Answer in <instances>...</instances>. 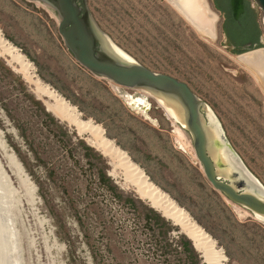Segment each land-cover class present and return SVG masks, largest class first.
<instances>
[{"label": "rangeland", "instance_id": "374dc122", "mask_svg": "<svg viewBox=\"0 0 264 264\" xmlns=\"http://www.w3.org/2000/svg\"><path fill=\"white\" fill-rule=\"evenodd\" d=\"M207 1L217 15L213 39L198 33L167 0L86 4L123 52L184 82L207 104L264 188V86L223 47L221 17ZM57 23L56 14L37 0H0V33L31 63L34 79L61 95L80 119L99 127L209 235L226 264H264V222L213 190L188 132L167 119L152 98L146 116L108 80L81 67L64 46ZM6 61L0 57V168L11 190L0 186V228L11 264H205L180 226L156 209L166 223L151 217L150 204L89 144L90 135L47 112L34 86ZM10 151L36 187L33 204ZM101 173L109 183L100 182ZM114 186L120 200L111 192ZM131 196L139 201L130 205ZM186 240L195 258L181 247Z\"/></svg>", "mask_w": 264, "mask_h": 264}, {"label": "water", "instance_id": "95a60500", "mask_svg": "<svg viewBox=\"0 0 264 264\" xmlns=\"http://www.w3.org/2000/svg\"><path fill=\"white\" fill-rule=\"evenodd\" d=\"M37 1L56 14L57 32L68 52L81 67L122 90L147 93V99L152 98L158 106L155 98L173 108L179 118L174 124L190 135L195 158L213 190L223 195L233 206L249 211L264 222L263 186L232 149L213 112L187 84L169 75L153 72L123 52L99 28L86 0ZM251 1L264 13V0ZM160 108L162 109L161 106ZM165 116L171 120L166 114ZM0 264H11L10 256L5 251L1 228Z\"/></svg>", "mask_w": 264, "mask_h": 264}, {"label": "bare ground", "instance_id": "6f19581e", "mask_svg": "<svg viewBox=\"0 0 264 264\" xmlns=\"http://www.w3.org/2000/svg\"><path fill=\"white\" fill-rule=\"evenodd\" d=\"M167 1L198 31V33L211 39L215 37L214 23L217 21V15L211 9L207 0ZM0 57H6L7 64L11 66L13 70L20 73L23 79H25L29 84L34 86L36 96L41 100L43 106L50 114H52L56 119L73 126L78 133L82 132L90 135V139L88 140L89 144L109 159L113 166V170L118 168L122 171V179H124L126 184L134 188V191L139 195V197L145 199L151 207L155 208L166 219H169L174 224L180 226L182 232H184L188 239L192 242L195 250L201 254L205 264H226V258L223 252L215 246L209 235L192 222L187 214L177 207L166 194L160 191L148 179L145 173L136 164H134L119 147H117L111 140L104 137L99 127H95L89 121L80 119L73 107L65 101L61 95L47 85H42L39 80L34 79V75L32 76L33 67L31 63L22 53L18 51L15 46L3 38L1 33ZM236 61L251 72L256 80L264 86V48L257 50L253 49V51L236 56ZM112 87L118 94L125 98V101L133 110L141 112L147 116V109L149 108L147 93L134 91V94L131 95L128 94V92L126 93L124 91L125 89L122 90L118 86L112 85ZM155 100L163 108L165 113H167V117H169L173 123L179 121V118L173 108L167 106L164 102L157 100L156 98ZM179 137H181L180 131H178V138ZM10 152V159L21 180L26 185L29 196H31V204H33L35 202L36 187L30 181L15 154L12 151ZM227 161L230 162L228 157ZM0 186L8 191L11 190L9 188L7 178L1 168ZM1 192L3 193V191ZM1 233L3 236L2 231ZM2 238L3 241H5L6 238ZM4 245L6 244L4 243Z\"/></svg>", "mask_w": 264, "mask_h": 264}, {"label": "trees", "instance_id": "16d2710c", "mask_svg": "<svg viewBox=\"0 0 264 264\" xmlns=\"http://www.w3.org/2000/svg\"><path fill=\"white\" fill-rule=\"evenodd\" d=\"M251 2H249L248 0H228V11L225 13V15H226V19L229 20V22L232 21V24L233 23L237 24L244 20L250 21L252 19V22L254 23L253 24L254 31H255L254 44L251 45L250 48L242 49L241 51L238 52V54L262 47L260 46L261 44L258 42V39L260 36V30H259L258 24L256 23L257 13H255L253 8L250 7ZM217 9H220L219 6H217ZM47 115L50 117L51 121L56 122L53 117H51L49 114ZM85 147H86V150L92 151L91 148L87 146ZM99 180L103 184L109 183V178L106 176L105 173H101V175L99 176ZM110 189H111L112 194L120 200L122 193L119 192L115 186ZM127 201L130 205H133L135 201H139V200L136 199L134 196H131L127 198ZM146 211L151 217L155 218L156 221L162 222L163 224L166 223L164 219L160 216V214L153 208L146 206ZM181 247L183 248V250L189 252L195 258V252L189 240L182 242ZM192 264H198V261L196 260Z\"/></svg>", "mask_w": 264, "mask_h": 264}, {"label": "flooded vegetation", "instance_id": "af4514ba", "mask_svg": "<svg viewBox=\"0 0 264 264\" xmlns=\"http://www.w3.org/2000/svg\"><path fill=\"white\" fill-rule=\"evenodd\" d=\"M210 1L213 9L221 16L219 32L222 35L223 43H225V46L223 47H225L227 52L231 55H237L242 49L250 48L251 45L254 44L255 39L254 23L252 22V19L250 21L244 20L237 24H232V21L229 22L225 15L228 11V0ZM217 6H219L220 9H217ZM258 42L260 44L262 43L261 35L259 36ZM150 108L151 105L147 109V113H149Z\"/></svg>", "mask_w": 264, "mask_h": 264}, {"label": "built area", "instance_id": "2783aa9c", "mask_svg": "<svg viewBox=\"0 0 264 264\" xmlns=\"http://www.w3.org/2000/svg\"><path fill=\"white\" fill-rule=\"evenodd\" d=\"M256 23L259 26L261 39L264 40V13L262 11H258Z\"/></svg>", "mask_w": 264, "mask_h": 264}, {"label": "crops", "instance_id": "0c3cea01", "mask_svg": "<svg viewBox=\"0 0 264 264\" xmlns=\"http://www.w3.org/2000/svg\"><path fill=\"white\" fill-rule=\"evenodd\" d=\"M248 1L251 2L250 0H248ZM250 7L253 8L254 12L258 14V11L256 10L255 6L253 5V2L250 3ZM218 15H219V13H218ZM219 17H221V16L219 15Z\"/></svg>", "mask_w": 264, "mask_h": 264}]
</instances>
